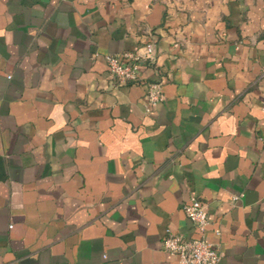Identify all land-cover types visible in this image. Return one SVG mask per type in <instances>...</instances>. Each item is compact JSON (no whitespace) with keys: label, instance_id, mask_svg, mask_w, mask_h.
I'll return each mask as SVG.
<instances>
[{"label":"crops","instance_id":"obj_1","mask_svg":"<svg viewBox=\"0 0 264 264\" xmlns=\"http://www.w3.org/2000/svg\"><path fill=\"white\" fill-rule=\"evenodd\" d=\"M191 197L217 264H264V0H0V264H179Z\"/></svg>","mask_w":264,"mask_h":264},{"label":"built area","instance_id":"obj_2","mask_svg":"<svg viewBox=\"0 0 264 264\" xmlns=\"http://www.w3.org/2000/svg\"><path fill=\"white\" fill-rule=\"evenodd\" d=\"M154 56V44L147 41L140 52L131 51L121 55H107L106 63L113 80L118 84H124L137 82L140 65L152 61ZM145 90L150 107L164 100L159 83L149 82L145 85ZM182 209L187 219L196 228L197 237L168 234L162 240V248L176 255L179 264H217L220 252L217 245L206 238V227L209 223L206 204L196 197H191L183 204ZM216 233L218 234V231Z\"/></svg>","mask_w":264,"mask_h":264}]
</instances>
